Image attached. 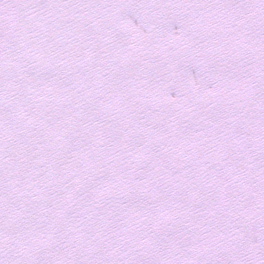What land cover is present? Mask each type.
I'll return each mask as SVG.
<instances>
[{
  "label": "snow or ice",
  "instance_id": "snow-or-ice-1",
  "mask_svg": "<svg viewBox=\"0 0 264 264\" xmlns=\"http://www.w3.org/2000/svg\"><path fill=\"white\" fill-rule=\"evenodd\" d=\"M0 264H264V0H0Z\"/></svg>",
  "mask_w": 264,
  "mask_h": 264
}]
</instances>
